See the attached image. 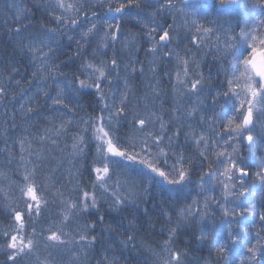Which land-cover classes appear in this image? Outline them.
Segmentation results:
<instances>
[{"label":"trees","instance_id":"obj_1","mask_svg":"<svg viewBox=\"0 0 264 264\" xmlns=\"http://www.w3.org/2000/svg\"><path fill=\"white\" fill-rule=\"evenodd\" d=\"M34 1L0 0V264H247L238 251L260 244L264 259V217L242 219L255 192L264 214V113L252 115L254 140L227 139L249 103L238 69L264 42V0H70V13ZM82 17L96 32L79 39ZM214 26L246 36L208 66ZM165 33L179 42L161 44ZM181 91L199 98L180 106ZM100 117L120 156L99 147ZM162 152L193 180L187 196L143 172Z\"/></svg>","mask_w":264,"mask_h":264},{"label":"rangeland","instance_id":"obj_2","mask_svg":"<svg viewBox=\"0 0 264 264\" xmlns=\"http://www.w3.org/2000/svg\"><path fill=\"white\" fill-rule=\"evenodd\" d=\"M63 1L65 2V5H67L66 9L64 10V13H70L71 12V8H70L69 5H71L72 2L70 3V0H63ZM59 2H62V1L60 0ZM34 3H35V5L37 4L39 6L40 5V0H36V1H34ZM173 5H174V3H173ZM173 5H171V3H168L167 7L175 8L176 6H173ZM245 6H246V3L244 2L243 4H240V6L237 9H235V10H237L239 12H243L242 9H244ZM76 17H77V14H75V18ZM81 20L83 21V23L84 22L86 23V25H84V26H85V28L87 26V28H86L87 30L83 31L82 28L79 29V31L81 32L80 36H79V39H83V35H88L90 33L93 34V33L96 32V29L94 28L95 27L94 23H90L88 19H85V21H84L83 17L81 18ZM89 24L91 26H93V27L89 28ZM199 29L201 30V28H199ZM204 30H208V29H204ZM215 30H216V28L214 26V27L211 28V31L208 33V35L211 34L215 38L214 40L217 41V43L215 45V49H214L217 52H216L214 57L210 58L208 66H213L212 64H213L214 58H216L219 61H221L223 58L228 57L230 55V53L233 52L235 42L236 41L238 42L239 39H242V38H244L246 36L244 34H240L239 31H237L235 34L230 33V35H228L227 37H224L223 35L222 36L219 35V32H217ZM212 32H214V35H213ZM116 34L117 33L115 32V35L113 37H111L110 36V31L109 30H104V36H109L110 39L112 40V42H114V40L116 39V36H117ZM161 37H163V35H161L160 38ZM88 38L89 37L86 36L84 38V40H86ZM160 38H159V40H160ZM247 40L250 41L251 39L248 38ZM172 41H174L175 43H176V41L179 42V38L173 37V39H171V40H166L165 43H163V42H160V43L163 44V45H166V44L168 45V43L170 44ZM98 42L104 44L103 38L101 40L98 39ZM249 44H250V42H249ZM104 46H105V44H104ZM253 46H255V48L250 49V50L248 49V51H246L244 53L245 56L248 55V62H247L246 68H241L240 67L238 69L239 73L237 72L238 73V78L240 77L244 81V86H242V83L240 82L241 83V86H240L241 89L240 90L242 91V94L244 96H248V102H249V103H246V105L243 107L244 108L243 109V113H241L242 114V118L249 111L252 112V115L254 117L256 115H260V114L264 113V108L262 107V104L260 102V95L264 93V82H260L259 83L258 81H256L254 83V81L252 79V76L254 77V75L252 74V69H251V66L249 64V61H250L251 57L255 53H260L262 55L263 61H264V42L261 41V40H257L256 43L253 44ZM218 47H221V49H218ZM161 49L163 50V48H161ZM48 56H50V53H49ZM151 58H152L153 63H156L159 60V57H156V56H152ZM235 60H238L239 64H243L242 61L240 60V55L239 54H237ZM214 67H215V64H214ZM86 68H87L88 71H90L92 73V68H89L88 66H86ZM206 72L208 74L211 73V71H208V70H206ZM223 73H224V71L222 70L221 67H219V69H216V72L214 73V77H217L216 78V83L218 85H220V87H222L223 84H224V78L222 76ZM239 80H238V83H239ZM232 83H234V82H232ZM225 85H227V82L225 83ZM232 86H234V84H232ZM191 88H196V86L193 85ZM186 94L187 93L183 94V91H181V93L176 95V102L180 106H184L185 102L189 101V100H185L184 97H183V95H186ZM198 98H199V96H198V92L197 91H193L192 94H188L187 95V99H190L191 102L194 101L193 99L196 100ZM221 98H222L221 97V93L218 90L212 96V99H213V101H214V103L216 105L219 104L218 100L221 99ZM182 101H183V104L181 105ZM222 104H221V106H222ZM193 109H194V107L192 108L191 104L187 106V111L190 112ZM103 120L107 121V120L102 119L100 117L99 120H98L99 122L97 124H95V131H94L95 134H94V136H96L95 139L98 140L99 147L101 149H103L106 154H110L109 153V148L110 147H113L115 151H120L121 152L120 146L118 144H116L114 140H112L110 138V134L108 133L107 130H105V128H104V126L102 124ZM228 123L230 124V128H231L232 126L237 124V119L231 114L228 117ZM258 123H259V121L255 122V125L258 126ZM210 124L212 125L213 123H210ZM251 124L252 123H250L248 125V127H245L243 125V122H241L240 123V127H242V129L240 131H238V132H235L233 130V128L230 129V133H229L230 135L227 136V139L233 142V140H235V138L237 140L238 137H240V136H242V138H244L245 136L253 138L254 137L253 136V131H256V129L252 130ZM255 125H254V128L256 127ZM214 126L216 128V130H214V131L212 129L213 127L211 126L212 137L214 136V139H216V137L219 139L220 136H221V133H220L219 129L217 128V126L216 125H214ZM260 132L264 135V128L261 127V129L259 131H257L258 134ZM223 137L224 136H222L221 138H223ZM254 138H253V140H254ZM150 158H151V156H150ZM157 161L160 162V163L156 164V163H153V161H151V160H147V161H145L143 163H140L143 166L142 169L144 168L143 172L146 173L147 175L151 176V177H155V178L159 179L160 182H162L165 187L173 188V189H175L177 191L180 190L181 194H183L184 196H187V194L189 193L188 190L191 188V186L194 185L193 180H191L189 177L187 178V173H185V174L181 173L180 174L178 171H176V169L174 168V167H176L175 164H174V167L170 164V162L167 160V156H166L165 153L162 152L160 154L159 159H157ZM161 163L164 164L162 166L163 168L161 167ZM257 168L261 172V174L264 175V173H263V171H264V155H263L262 158H260L259 166ZM238 172H239L238 174L241 173V171H238ZM259 176H260L259 178H262L260 173H259ZM235 177H237V176H234V178ZM228 178L231 179V174H230V177H228ZM247 179H248V177H247ZM223 181H224V183H226V179H224ZM257 196H258V192L253 193V196H252V199H251L252 213H250L248 211H246V213H242V216H244L242 219H244L245 221L251 220L253 218V215H259V216H256V217H260L262 215L264 217V214L261 213L260 209L259 208L258 209L255 208V207L259 206L257 204V201H256ZM86 198H89V200H90L91 196L90 195H86ZM246 199H249L248 195L246 196ZM251 214H252V216H251ZM238 215L239 214H237L236 216L238 217ZM262 249H263V247L260 244L259 246L256 245L255 247L251 248L250 249V253H248L243 248H242V250H239V251L236 250V251H238V254H239L238 256L241 257V259L243 261L244 260L247 261V264H264V259L261 257Z\"/></svg>","mask_w":264,"mask_h":264},{"label":"water","instance_id":"obj_3","mask_svg":"<svg viewBox=\"0 0 264 264\" xmlns=\"http://www.w3.org/2000/svg\"><path fill=\"white\" fill-rule=\"evenodd\" d=\"M184 3H191V2H201V1H206V2H211L213 0H182ZM239 0H228L226 3V6H232L238 3ZM164 40L166 39V36L163 38ZM251 66L253 69L254 74L259 77L260 79L264 80V64H263V59L260 54H255L253 58L251 59ZM251 123V114H248L244 120V126H248ZM250 138H246V142H249ZM110 153L117 154L119 155L120 152L115 151L113 147L110 148ZM243 175L246 176V173L243 172Z\"/></svg>","mask_w":264,"mask_h":264}]
</instances>
